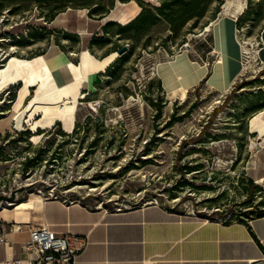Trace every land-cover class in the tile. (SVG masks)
Listing matches in <instances>:
<instances>
[{
    "label": "rangeland",
    "instance_id": "rangeland-1",
    "mask_svg": "<svg viewBox=\"0 0 264 264\" xmlns=\"http://www.w3.org/2000/svg\"><path fill=\"white\" fill-rule=\"evenodd\" d=\"M65 1L0 0V71L9 57L30 62L52 43L74 65L82 51L96 59L126 52L80 101L71 133L60 124L32 132L38 116L26 124L23 113L0 135V195L38 183L0 210L40 199L112 211L156 200L202 221L264 215V133L248 130L251 117L264 111V0H245L235 17L232 10L243 0H194V7L188 0ZM221 19L235 20L240 60L249 69L224 93L206 80L169 92L187 68L173 69L177 58L212 72L220 56L213 29L205 33V27ZM19 87L0 92V120L12 111Z\"/></svg>",
    "mask_w": 264,
    "mask_h": 264
},
{
    "label": "crops",
    "instance_id": "crops-1",
    "mask_svg": "<svg viewBox=\"0 0 264 264\" xmlns=\"http://www.w3.org/2000/svg\"><path fill=\"white\" fill-rule=\"evenodd\" d=\"M262 33L264 29L259 38ZM180 59H184L187 68L179 73L190 88L211 74L206 68L195 82V67L191 64L196 62H190L187 56ZM172 68H178L177 64ZM159 79L164 84L160 74ZM35 85L29 88L34 89ZM258 114L264 120V111ZM251 135L258 137L257 132ZM40 200L37 204L29 200L16 210L1 208L0 216L4 215L0 220L8 224L46 226L57 234L87 237L89 244L78 260L80 264H264V218L222 223L202 221L156 205L115 212L106 207L90 208L79 201ZM28 204L31 208H26ZM7 238L12 245H0V262L24 260L21 246L26 234Z\"/></svg>",
    "mask_w": 264,
    "mask_h": 264
},
{
    "label": "bare ground",
    "instance_id": "bare-ground-1",
    "mask_svg": "<svg viewBox=\"0 0 264 264\" xmlns=\"http://www.w3.org/2000/svg\"><path fill=\"white\" fill-rule=\"evenodd\" d=\"M244 3L245 0L235 4L232 10L234 17L241 13ZM224 11H227L226 6ZM212 29L216 45L214 53L219 54L220 59L213 64L212 72L206 81L207 86H210L211 89L224 93L235 78L249 68L244 66L240 60V45L235 36V20L221 19L211 22L209 26L205 27V33L212 31ZM261 46L264 47V43ZM117 56V53L114 52L109 56L96 59L89 51H82L79 54V65H74L52 43L43 55L30 62L9 57L5 67L0 71V92L7 90L12 85H19L20 87L19 91L17 90V99L15 98L16 102L12 111L8 112L9 115L6 119L0 120V135L5 131L12 130L13 123H17L23 113L28 114L27 120L24 122L26 124L33 122L34 117L38 116V119L34 120L35 123L33 122L34 124L31 126L32 132L49 129L58 123L65 133H71L76 122V109L83 105L80 101L85 100L94 91L95 86L101 83L99 74L111 66ZM180 60L177 58L176 64L185 67L183 65L184 59ZM193 66L195 67V80L198 81L204 75L207 67L197 64ZM258 69L259 67L256 66L253 71L257 72ZM34 83H36L35 88L30 93L29 87ZM189 88V84L184 79L179 78L177 84L168 87L167 90L173 93L179 90L187 91ZM89 106L93 111L94 106L92 104ZM248 130L251 134L257 132L258 135H261L264 133V121L258 115L251 117ZM148 204L157 205L158 203L155 200ZM12 205L14 204L8 206Z\"/></svg>",
    "mask_w": 264,
    "mask_h": 264
},
{
    "label": "built area",
    "instance_id": "built-area-1",
    "mask_svg": "<svg viewBox=\"0 0 264 264\" xmlns=\"http://www.w3.org/2000/svg\"><path fill=\"white\" fill-rule=\"evenodd\" d=\"M22 233L26 234L21 246L25 259H13L0 264H23L24 261L28 264H80L78 260L89 244L87 237L57 234L46 226L8 224L0 220V245L11 246L12 243L7 236ZM148 264H157V262Z\"/></svg>",
    "mask_w": 264,
    "mask_h": 264
},
{
    "label": "water",
    "instance_id": "water-1",
    "mask_svg": "<svg viewBox=\"0 0 264 264\" xmlns=\"http://www.w3.org/2000/svg\"><path fill=\"white\" fill-rule=\"evenodd\" d=\"M125 52H126V48L123 47V48H121V49H119L117 51V55L118 56L123 55ZM36 184H38V183L22 185L20 188L16 189L15 191H13L9 195H6V194L0 195V207H1V205H4V204L14 203L16 201V196H17V194L19 192H21L24 189H29V188L33 187L34 185H36ZM255 264H262V263L258 262V263H255Z\"/></svg>",
    "mask_w": 264,
    "mask_h": 264
},
{
    "label": "trees",
    "instance_id": "trees-1",
    "mask_svg": "<svg viewBox=\"0 0 264 264\" xmlns=\"http://www.w3.org/2000/svg\"><path fill=\"white\" fill-rule=\"evenodd\" d=\"M45 1H46V0H36V3L41 4V3H44ZM65 2L71 3L72 1H71V0H66ZM188 2L191 3V7H194V0H188ZM97 8H98V7H97ZM97 8H94L93 10H91L90 13H94V12L96 11ZM160 10H162V9H160ZM159 13H162V12L159 11ZM184 13H186V12H184ZM142 18H143V16H142V14H140V15L134 20L133 25H135V24H137L138 22H140ZM127 26H128V25H127ZM124 29H126V27H125ZM56 125H59V124H56ZM27 131H29V130H26V132H27ZM38 132H40V130H39ZM62 133H64V132H62ZM64 134H65V133H64ZM65 135H67V134H65ZM249 183H250V185H252V181H251V180H249ZM252 187H254V186H252ZM258 218H264V215L259 216ZM238 222L243 223V222H245V221H238Z\"/></svg>",
    "mask_w": 264,
    "mask_h": 264
}]
</instances>
